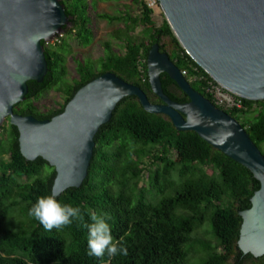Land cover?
Here are the masks:
<instances>
[{
    "label": "trees",
    "instance_id": "1",
    "mask_svg": "<svg viewBox=\"0 0 264 264\" xmlns=\"http://www.w3.org/2000/svg\"><path fill=\"white\" fill-rule=\"evenodd\" d=\"M131 2L137 6L136 17L95 13L97 18L121 22L125 30L122 53L107 52L100 58L98 70L77 62V77L64 81L60 51L66 43L62 38L60 44L42 41L46 72L40 83L26 81L27 91L23 100L13 105V112L48 119L62 111L81 85L107 71L139 87L150 103H160L149 89L145 68L152 43L158 44V50L165 52L179 71L184 70L183 77L193 90L214 103L205 87L215 82L181 49L164 19L155 26L151 9L142 0ZM59 3L69 17V27H61L64 35L81 46L87 45L92 37L87 4L84 0ZM136 25L143 27V35L133 39L128 32ZM104 45L108 51L109 46ZM159 81L168 98L187 101L165 74H159ZM56 84L62 102L55 108L36 110L32 99ZM234 98L240 106L224 111L244 128L264 156L260 149L264 142V100ZM205 170L210 173L206 175ZM53 177V168L40 157L26 160L20 155L16 128L5 119L0 125V264H184L187 255L199 264H264V254L253 257L236 247L238 211L249 206L258 182L247 169L193 131H177L162 114L144 111L132 95L119 99L109 119L94 133L80 185L55 196L61 204L79 207L83 223H90L93 212L110 216L111 234L114 240L123 241L127 256L87 255L88 230L80 221L49 232L29 216L38 197L51 195ZM141 181L143 186L139 185ZM205 220L213 241L190 236Z\"/></svg>",
    "mask_w": 264,
    "mask_h": 264
},
{
    "label": "water",
    "instance_id": "2",
    "mask_svg": "<svg viewBox=\"0 0 264 264\" xmlns=\"http://www.w3.org/2000/svg\"><path fill=\"white\" fill-rule=\"evenodd\" d=\"M157 3L178 45L212 81L234 96L264 100V0ZM68 21L59 0H0V125L6 119L16 128L24 159L40 157L53 168L51 195L80 185L94 133L116 102L132 95L144 111L162 114L177 131H193L250 172L258 188L249 206L238 211L236 247L253 257L263 255L264 156L232 116L190 87L157 43L147 50L145 68L149 89L160 103H150L139 87L107 71L81 85L62 111L48 119L13 112L27 91L26 81L40 83L46 72L41 42L53 38ZM161 73L187 101L176 102L163 93Z\"/></svg>",
    "mask_w": 264,
    "mask_h": 264
},
{
    "label": "rangeland",
    "instance_id": "3",
    "mask_svg": "<svg viewBox=\"0 0 264 264\" xmlns=\"http://www.w3.org/2000/svg\"><path fill=\"white\" fill-rule=\"evenodd\" d=\"M87 4V14L89 17V28L92 33L90 42L81 46L77 44L71 37L64 35V31L57 33L53 39L45 42L48 45L60 44V39H63L64 51H60L63 54V68H64V81H70L76 78V63H85L86 66L92 65L94 70L99 69V60L107 52H113L120 54L123 51V41L125 35L123 32L124 25L117 21H106L105 19L95 17V13H106L109 15L117 14H129L132 17L138 15L137 6L131 2V0H84ZM63 6V5H62ZM151 19L155 26L160 25L163 17L159 11L158 5L151 8ZM69 27V25H66ZM141 25H136L134 29L128 32L133 39H137L143 35ZM165 40V39H164ZM60 41V42H59ZM104 43L109 46L108 51L105 49ZM63 52V53H62ZM88 63V64H87ZM59 84L53 86V88L43 92L36 99H32V105L36 110L43 111L48 108H55L62 102V93ZM213 96L215 93L213 91ZM231 97V96H230ZM5 121V120H4ZM3 121V122H4ZM261 151L264 150V142L260 144ZM209 170H205V174L208 175ZM144 181H141L139 185L143 186ZM148 198L151 194L147 192ZM190 236L195 240L200 241H213L214 238L210 234L208 222L205 220L203 223L191 232ZM196 248V244L193 247ZM184 264H199L198 260L193 256L187 255L184 259Z\"/></svg>",
    "mask_w": 264,
    "mask_h": 264
},
{
    "label": "clouds",
    "instance_id": "4",
    "mask_svg": "<svg viewBox=\"0 0 264 264\" xmlns=\"http://www.w3.org/2000/svg\"><path fill=\"white\" fill-rule=\"evenodd\" d=\"M29 216L34 217L43 226L46 231L53 228L61 229L73 223L80 221L83 223L84 216L79 207L72 204H61L54 195L40 196L29 210ZM111 219L107 214L91 213L90 223H83L87 228V255L102 258L105 253L113 257L116 255L127 256L128 251L122 240H114L111 234V225L108 221Z\"/></svg>",
    "mask_w": 264,
    "mask_h": 264
},
{
    "label": "built area",
    "instance_id": "5",
    "mask_svg": "<svg viewBox=\"0 0 264 264\" xmlns=\"http://www.w3.org/2000/svg\"><path fill=\"white\" fill-rule=\"evenodd\" d=\"M142 1H143L144 5L146 6V8L151 9L153 6L158 5L157 0H142ZM55 36H57V34ZM53 38H51V39H53ZM45 42H47V41H45ZM180 73L182 76L185 74L184 70H181ZM208 84H209V86L205 87V90L207 92L211 93V96L214 100V103H213L214 105H216L217 107L220 106L219 108L223 109V110H225L226 108H230L232 106H234V107L240 106L238 99H235L234 95L228 93L227 91L222 89L216 83H214V85H212L211 83H208ZM213 91L215 93V96H213Z\"/></svg>",
    "mask_w": 264,
    "mask_h": 264
}]
</instances>
